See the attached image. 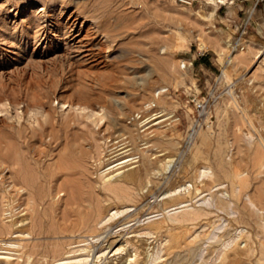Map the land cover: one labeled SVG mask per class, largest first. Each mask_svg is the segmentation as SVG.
Segmentation results:
<instances>
[{
	"label": "rangeland",
	"instance_id": "374dc122",
	"mask_svg": "<svg viewBox=\"0 0 264 264\" xmlns=\"http://www.w3.org/2000/svg\"><path fill=\"white\" fill-rule=\"evenodd\" d=\"M244 50L247 52L241 56L239 52ZM200 52L204 55L201 56ZM190 60L191 65L185 62ZM14 93L19 94V101L12 100ZM193 98L206 102L208 112L205 117H197ZM25 100L29 102L26 106ZM41 100L46 104L39 106L37 102ZM50 115L56 129L54 124L48 125ZM34 125L43 127L39 126L37 130ZM39 130L46 141L55 138L48 145V150L53 147L45 159L50 165L45 166L47 170L52 171L48 167L55 162L64 164L65 158L59 160L61 157H58L61 153L65 157L73 154L71 159L75 162L70 158L66 161L79 162L80 167L76 168L74 163L75 168L69 170H60V167L55 174L57 177H51L47 170H44L45 176L38 173L41 181L48 183L44 186L41 182L45 189L43 196V193H35L36 196L32 191L36 198H42H37L38 204H34L35 210L31 212L36 213L32 216L31 226L36 233L32 229V234L17 239L28 251L32 248L31 257L34 258L24 260L11 249L17 247L10 240L14 233H0V264H8V261L11 264H75V257L51 258L53 244L65 241V235L69 234L66 227L79 208L80 201H71L75 200L71 191L77 193L76 188H79L82 190L77 193L80 196L97 195L96 190L102 189L97 182H102L105 173L133 163L142 168L140 175H144V181L149 178L160 180H150L153 189L143 199V205H130V211L124 214L129 221L123 227L129 230L139 224V227H145L150 221H163V226L155 233L143 234L145 246L149 244L146 248L151 253L144 264H219L230 233L233 236L239 227L252 234L248 233L251 236L241 259L233 264H264V220L242 224L236 222L237 214H240L238 208H235L237 211L225 209V212L221 208L217 211L218 207L212 205L216 196H224L221 190L231 193L232 178L244 177L247 186L244 191L247 193L252 194L255 188L264 192V0L257 3L253 0H197L190 6L178 4L175 0H0V157L7 158L15 144L23 151H27L26 141L37 145L35 132ZM101 136L123 138L125 142L123 155L111 165L102 167L96 157L102 155L96 153L97 145L103 142ZM136 148L142 151V155ZM99 149L101 152L102 147ZM165 155H169L168 158ZM78 158L80 160L76 161ZM145 158L152 161L148 173L152 168L159 172L150 173L149 177L143 165ZM6 161L0 165V170L5 166L3 173L12 167L9 157ZM199 168L204 170V175L198 180L201 185L206 184L202 192L196 196L182 193L185 197L170 192L175 181L191 178ZM9 182L4 185L0 181V223L8 219L10 211L23 213L25 201L32 202L31 193L28 197L20 189L24 196H18L11 190ZM76 182L85 185L79 187ZM60 183L63 188L56 192ZM90 184L94 187H89ZM211 184L216 185L210 189ZM87 188L92 190L86 191ZM163 189L170 190L165 194L161 191ZM11 194H15L13 200ZM182 198L189 201L178 205L183 203L186 206L177 207L176 204L163 208ZM254 198L257 199L256 195ZM242 199L246 202L245 194ZM83 202L79 204L80 208L86 204ZM198 211L203 213L202 223L205 221L208 226L205 223L202 227L194 226L195 221L190 218ZM37 220L41 226L36 224ZM246 225L250 226L249 229ZM115 227L121 226L112 229ZM56 229L64 231L50 232H57ZM131 235L127 232L124 236ZM187 235V240L194 241L188 245L192 248V255L188 258L183 254V238ZM172 239L178 249L175 246L167 252L165 246ZM114 247L107 249L103 257L113 258L112 261L116 262V257L124 251L116 250V245ZM128 247L133 253L132 246ZM38 249L41 253L36 252ZM46 251L51 254L47 253L48 256ZM74 253L79 257L81 252ZM94 260V264L103 262L100 258L91 260L89 257L87 264H93ZM128 262L125 260V264Z\"/></svg>",
	"mask_w": 264,
	"mask_h": 264
},
{
	"label": "bare ground",
	"instance_id": "6f19581e",
	"mask_svg": "<svg viewBox=\"0 0 264 264\" xmlns=\"http://www.w3.org/2000/svg\"><path fill=\"white\" fill-rule=\"evenodd\" d=\"M221 1V0H220ZM107 41V40H106ZM102 44V43H101ZM168 47V46H167ZM233 48H235V46H233ZM240 50H242L243 49V47H240L239 48ZM248 49V48H247ZM236 49H234V51H235ZM233 51V50H232ZM244 52H247V50H244V51H242V52H239V54L242 56V55H244L245 53ZM256 54H258V53H256ZM235 55V54H234ZM261 55V54H260ZM235 57H236V55H235ZM234 57V58H235ZM166 58V57H165ZM164 59V58H163ZM226 60H228L229 61V57H227L226 58ZM236 60H238V59H236ZM235 60V61H236ZM115 71V70H114ZM118 72V71H117ZM228 79V78H227ZM18 96H19V94L17 95H15V93H14V95H13V98H12V100L13 101H16L17 99H18ZM21 98V97H20ZM26 99V98H25ZM12 101V102H13ZM18 101H19V99H18ZM14 103V102H13ZM16 104H18L17 102H15ZM29 104V102H26V100H25V106L26 105H28ZM37 104L40 106H43L44 104H46L45 103V101L44 100H41V101H39V102H37ZM77 104V103H76ZM85 104V103H84ZM150 105V104H149ZM24 106V107H25ZM88 106V105H87ZM152 106V105H151ZM29 107V106H28ZM31 107V106H30ZM88 108V107H87ZM25 110H27V109H25ZM160 112V111H159ZM50 114H52V113H50ZM160 114H161V112H160ZM159 114V115H160ZM163 114V113H162ZM49 115V114H48ZM53 115V114H52ZM52 115H50V117H47L48 119V125L49 124H51V125H55V123L53 122V121H51V120H53V119H56L55 117H54V115H53V117H52ZM155 116V115H154ZM53 118V119H52ZM37 119V118H36ZM34 120V119H33ZM31 121H32V119H31ZM46 121V120H45ZM39 120H38V124H39ZM45 123H47V122H44V124ZM63 123H65V122H63ZM155 123V122H154ZM44 124H42L43 126H44ZM65 124H67V123H65ZM46 125V124H45ZM53 125V126H54ZM36 125H34V127H35ZM39 126H41V125H39ZM38 126V127H39ZM43 126H41V127H43ZM56 126L57 125H55L54 127H55V129H56ZM62 126H65L64 124H62ZM211 126V125H210ZM37 127V126H36ZM38 127L37 128H35V129H37L38 130ZM69 127V126H68ZM52 128V127H51ZM64 128V127H63ZM41 129V128H40ZM49 129V128H48ZM212 129V128H211ZM52 130H53V128H52ZM65 130V132H66V129H63V131ZM42 130H39L38 132H35V135H36V141L38 142V144L37 145H32L31 143H28L27 141L25 142L26 143V147H27V149H26V147H25V149L27 150V151H23L22 149L20 150V147L18 148L17 146H16V144L15 145H13V147H11L10 149V151L8 152V155L6 156L7 158L9 157V160L10 161H8V162H11L12 163V167L11 168H9V171L7 172V173H3L4 171V168H5V166H3V168H1V170H0V173H2L1 174V178H0V181L1 182H3V184L5 183V184H7L6 182L8 181V180H10V182L8 183V184H10L11 185V190L12 191H15V193L19 196V195H23L24 194V192L25 193H27V195H28V197H29V194L31 193V199H32V202H31V204L30 203H28V200L27 201H25L26 202V205L23 207V209L22 210H24V212L23 213H20V211H18V212H14V211H10V213L7 215V217H8V219L6 220V221H3V222H1L0 223V233L1 234H4V235H7V234H10V235H12L13 233H14V235L13 236H10V240L13 242V243H16L17 244V247H15V248H11L12 250H14V251H16V252H18V256H20V257H22L24 260L26 259V260H28L30 257H31V255L33 254L32 253V248H31V250H30V248H29V250L31 251H28V249H26V247H24V245H22V243L21 242H19L17 239H21L20 238V236H22V235H24V234H26L27 236L28 235H30V234H32L31 233V230L33 229H31V226L33 225V219H34V217H33V219H32V216L34 215V214H31V212L32 211H34L35 210V207H34V204L36 203V205L38 204L37 202H36V200H38V199H42V198H36L35 197V195L38 193V194H40L41 195V193H43V191L45 190H43V188H42V185H41V182H43V181H41V177H40V175L38 174V173H40L41 174V176L43 175V173H44V170H47V168L45 167L46 165H48V163L45 161V159H46V157L49 155V152L51 151V149H52V147H53V145H52V147L50 146L49 148H51V149H49L48 150V145L50 144V142H51V139H53V138H50L49 140H47L46 141V139H44L43 138V134H42V132H41ZM57 131V130H56ZM32 132H34L33 130H32ZM50 132V131H49ZM52 132H54L55 133V131L53 130ZM53 133V134H54ZM96 133V132H95ZM52 134V136H56V135H53ZM211 134V132L209 133V135ZM31 135V134H30ZM29 135V136H30ZM65 134H63V136H64ZM121 135V134H120ZM119 135V136H120ZM198 135V134H197ZM200 135V134H199ZM212 135V134H211ZM210 135V136H211ZM28 136V137H29ZM32 136V135H31ZM50 136V135H49ZM57 136H58V134H57ZM93 136V135H92ZM122 136H123V133H122ZM32 137H34V136H32ZM59 137H60V134H59ZM65 137V136H64ZM64 137H63V139H64ZM68 137H69V135H68ZM202 137V136H201ZM212 137H214V135L212 136ZM22 138V137H21ZM49 138V137H48ZM58 138V137H57ZM101 138L103 139V142H102V144H99V145H97V151H96V153H98V154H102V155H100L101 157H98V156H96L99 160H98V165H101V167L102 166H107V165H111L115 160H117L120 156L119 155H123V150L122 149H124L125 148V145H124V140H123V138H113V136L111 137V138H109V136H101ZM134 138V137H133ZM199 138H200V136H199ZM208 138V137H207ZM211 138V137H210ZM13 139L15 140V137H13ZM13 139H11L12 141H14ZM23 139H24V136H23ZM55 139V138H54ZM54 139L52 140V142L54 141ZM90 139H91V137H90ZM93 139H94V136H93ZM10 140V141H11ZM98 140H101V139H98ZM133 140H135V139H133ZM199 140V139H198ZM205 140V139H204ZM216 140V139H215ZM91 141H93V140H91ZM94 141H97L96 139H94ZM195 142H197L196 140H194ZM218 141V140H217ZM17 142V141H16ZM20 142V141H19ZM99 142V141H98ZM203 142V141H202ZM207 142V141H206ZM220 142V141H219ZM11 143V142H10ZM18 143V142H17ZM25 143H23V144H25ZM90 143V142H89ZM93 143V142H92ZM129 143V142H128ZM217 143V142H216ZM221 143V142H220ZM135 144V143H134ZM11 145V144H10ZM66 145V144H65ZM86 145V144H85ZM147 145V144H146ZM217 145V144H216ZM63 146H64V144H63ZM135 146V145H134ZM147 146H149V145H147ZM223 146V145H222ZM23 147V146H22ZM21 147V148H22ZM65 147V146H64ZM68 147V146H67ZM94 147V146H93ZM102 147V151L100 152V150L101 149H99V148H101ZM130 147V146H129ZM140 147V146H139ZM152 147V146H151ZM66 148V147H65ZM64 148V149H65ZM88 148V147H87ZM153 148V147H152ZM195 148V147H194ZM217 148H220L221 149V147H217ZM24 149V148H23ZM24 149V150H25ZM94 149V148H93ZM127 149V148H126ZM125 149V150H126ZM132 149V148H131ZM137 149V148H136ZM91 150V149H90ZM138 150V149H137ZM154 150V149H153ZM218 150V149H217ZM222 150V149H221ZM49 151V152H48ZM66 151H67V148H66ZM139 151V150H138ZM76 152V151H75ZM74 152V153H75ZM81 152H83V151H81ZM123 152V153H122ZM126 152V151H125ZM140 152V151H139ZM142 152V151H141ZM139 153V154H141L142 155V153ZM154 152V151H153ZM220 152V151H219ZM84 153V152H83ZM92 153V152H91ZM122 153V154H121ZM164 153V152H163ZM214 153V152H213ZM62 154V153H61ZM61 154H60V156H58V157H61L59 160H62L63 158H65L63 161H65V162H63L64 164H60L59 165V163H56L54 160H53V162H55L53 165H52V167H48V169H55L54 171L52 170V171H50V170H47V171H50V173H51V177L53 176L54 177V175L58 172V171H60V170H69L71 167H74L75 168V166H73L72 165V163H74L75 161L73 160V159H71V156L73 155H71V153L69 152V154L71 155V156H69V157H65V154H62V156H61ZM79 154V153H78ZM77 154V155H78ZM89 154V153H88ZM130 154V153H129ZM133 154V153H132ZM162 154V153H161ZM220 154V153H219ZM218 154V155H219ZM50 155H53V153L52 154H50ZM89 155H91V154H89ZM96 155V154H95ZM138 155V154H137ZM156 155V154H155ZM170 155V154H169ZM168 155V156H169ZM218 155H217V157H218ZM223 155V154H222ZM1 156V155H0ZM2 156H3V153H2ZM64 156V157H63ZM66 156H68V155H66ZM76 156V155H75ZM74 156V157H75ZM82 156L83 155H81L80 157L82 158ZM132 156H134V155H132ZM136 156V155H135ZM145 156V154H144V152H143V156L142 157H144ZM166 156V155H165ZM164 156V157H165ZM168 156H166L167 158H168ZM171 156H172V154H171ZM4 157V156H3ZM1 158L0 159V165L1 164H4L5 163V161H6V159L7 158ZM52 157V156H51ZM74 157H72V158H74ZM130 157V156H129ZM174 157V156H173ZM66 158H70L71 160H73L72 161V163H70V161L68 160V161H66L67 159ZM76 158V157H75ZM87 158V157H86ZM138 158V157H137ZM151 158V157H150ZM161 158H163V157H161ZM160 158V159H161ZM170 158V157H169ZM48 159V158H47ZM84 159H85V157H84ZM135 159V158H134ZM158 159V158H157ZM166 159V158H165ZM219 159V158H218ZM58 160V161H59ZM78 160H80V158H78V159H76V161H78ZM82 160V159H81ZM127 160V159H126ZM131 160V159H130ZM130 160H128V161H130ZM174 160V159H173ZM50 161V160H49ZM82 161H84V160H82ZM82 161H80V164H81V162ZM143 165H144V168L146 169V172H147V174H155V172H159V171H157V169H156V171L152 168V172H150L149 171V173H148V168H150V163H152V161L151 162H149L148 160H147V158H145V159H143ZM167 161H170V160H167ZM217 161V160H216ZM215 161V162H216ZM7 162V161H6ZM51 162V161H50ZM60 162V161H59ZM68 162H69V164H70V166L68 165ZM116 162V161H115ZM122 162V161H121ZM126 162V161H125ZM137 162V161H136ZM156 162H158L157 160H156ZM155 162V163H156ZM219 162H222V161H219ZM45 163V165H43ZM47 163V164H46ZM67 163V164H66ZM79 163V162H78ZM78 163L76 162V163H74V164H77L76 165V168H77V166H78ZM83 163V162H82ZM138 163V162H137ZM141 163V162H140ZM170 163V162H169ZM225 163V162H224ZM223 163V164H224ZM7 164V163H6ZM5 164V165H6ZM131 164V163H130ZM134 164V163H133ZM133 164H131L132 166H128V167H124V168H122V169H120V167H116V168H113L111 171H108L107 173H105V175H103V180H102V182L100 181V182H97V183H100L101 185H102V189L100 188V189H98V190H96L97 191V195H93V194H89V195H86V197H83V195L82 196H80L81 194H77L79 191H82V190H80L79 188H76V189H78L79 191H77V193L75 192V190L73 191H71V193H72V196H73V198L75 199V200H71V201H74V202H79L78 203V205L79 204H82V202L83 203H85L86 202V204H84V205H82V208H80V205L78 206L77 205V207H79L78 209H76L75 210V215H74V217L70 220V223H69V225L66 227V231H68V235H65V241H63V240H61L62 242H60V241H57V242H60V243H57L56 242V244H53V246H52V256L53 257H51V258H53L54 260H61V259H66V258H69V257H75L76 258V261L74 262L75 264H87V261H88V259H89V257H91V260H93V257H95V259H101V260H103V262H102V264H125V260L126 261H130V262H128V264H144L145 263V261H147V257L151 254L150 253V251H149V249L148 248H146V246L147 245H149V244H147L146 246H145V244H146V242H144V241H146V239H143L144 238V236H143V234L145 235V234H152V233H155L159 228L161 229V227L163 226V221H161V220H154V221H148L147 223L148 224H146V226L145 227H139V225H136V226H133L132 228H130V230L129 229H126V227L124 228L123 226H124V224L125 223H127L128 221H129V219H126L127 217L124 215L125 213H127V212H129L130 211V205H134V206H138L140 203H142V201H143V199L145 198V196L147 195V193H151L152 192V185H150V180L151 181H154V180H152V179H150L149 177L151 176V174L149 175V179H147L146 181H144V178H143V176L144 175H140V171L142 170V168L141 167H136V165H133ZM165 164V163H164ZM216 164H218V163H216ZM221 164V163H220ZM167 166L168 165H170V164H166ZM166 165H165V168H166ZM207 165V164H206ZM8 166V165H7ZM44 166V167H43ZM48 166H50V165H48ZM116 166V165H115ZM170 166H172V165H170ZM203 166V165H202ZM2 167V166H1ZM61 167V168H60ZM78 167H80V166H78ZM113 167V166H112ZM199 167V166H198ZM208 167H210V166H208ZM8 168V167H7ZM58 168H60V170L58 169ZM73 168V169H74ZM110 168H111V166H110ZM164 168V169H165ZM76 170H78V169H76ZM116 170V171H115ZM159 170V169H158ZM161 170V169H160ZM206 170V169H205ZM209 170V169H208ZM208 170H207V172H208ZM223 170V169H222ZM204 170L203 169H198V171L196 170L194 173L193 172H191V174L193 173V175H192V177L191 178H186V180H181V178L179 179V181H175V185H173V187L171 188V190H170V192L172 193V194H177L178 196L179 195H182V193H185L184 195H186V194H194V196H196L198 193H200V192H202L205 188H206V184H204V185H201L200 184V181L198 180L199 179V177H200V175H204L203 172ZM65 172H67V171H65ZM69 172V171H68ZM71 172V171H70ZM81 172V171H80ZM79 172V173H80ZM207 172H205V174H207ZM209 172H210V170H209ZM221 172V171H220ZM77 174H79L78 172H76ZM222 173V172H221ZM38 174V175H37ZM67 174V173H66ZM72 174V173H71ZM74 174V173H73ZM82 174V173H81ZM162 174V173H161ZM80 175V174H79ZM79 175H78V177H79ZM146 175V174H145ZM248 175V174H247ZM43 176H45V175H43ZM56 176V175H55ZM65 176V175H64ZM66 176H68V174L66 175ZM75 176V175H74ZM73 175H71V177H74ZM154 176V175H153ZM156 176H157V174H156ZM155 176V177H156ZM229 176V175H228ZM57 177V176H56ZM159 177V176H158ZM171 177V176H170ZM46 178V177H45ZM69 178V177H68ZM95 178V177H94ZM48 180L49 179H51V178H47ZM46 179V180H47ZM67 178H65V180H66ZM72 180V178H69V180ZM183 179V178H182ZM203 179H205V177L203 178ZM227 179V178H226ZM44 180V179H43ZM52 180V179H51ZM69 180H67V182H70ZM79 180V179H78ZM77 179H76V181H78ZM156 180V179H155ZM158 180L159 179H157V181H154V182H158ZM208 180V179H207ZM50 181V180H49ZM160 181V180H159ZM206 181V180H205ZM81 182H83V181H81ZM80 182V183H81ZM46 183H48V182H46ZM46 183H42V184H44V186H45V184ZM66 183V182H65ZM64 183V184H65ZM161 183H162V181H161ZM167 183V182H166ZM224 183V182H223ZM4 184V185H5ZM61 184V183H60ZM72 184V183H71ZM76 184L79 186V187H81V186H83V185H85V184H83V185H79L77 182H76ZM66 185V184H65ZM64 185V186H65ZM73 185V184H72ZM150 185V186H149ZM155 185H156V183H155ZM168 185V184H167ZM216 184H211L210 186H209V188L210 187H212V186H215ZM231 193H227V192H225V190H221L220 192L222 193V195H224V196H216V199H215V202H214V204H212V205H214L215 207H218L217 208V211H218V209L219 208H221V210L223 209V211H225L226 212V210L225 209H233L234 208V211H237L236 209L238 208L239 210V213L240 214H237L238 216L236 217V222H242V224H244L245 222H246V224L249 222L250 223V221H253V222H255L256 223V220H264V192H260L259 190H258V188H255L254 189V191L252 192V194H250V193H247L246 191H244V188L245 187H247L246 186V179L244 178V177H240L239 179H234V178H232V180H231ZM251 185V184H250ZM75 186V185H74ZM89 187H91L92 186V184H90V185H88ZM87 186V187H88ZM96 186V185H95ZM97 186H99V184L97 185ZM145 186H149V187H147V189L144 191L143 189V187H145ZM169 186V185H168ZM171 186V185H170ZM218 186V185H217ZM216 186V187H217ZM221 186V185H220ZM49 187V186H48ZM66 187H68V184H67V186ZM73 186H71L70 187V189L72 188ZM84 187V186H83ZM92 187H94V185L92 186ZM154 187V186H153ZM228 187V186H227ZM4 188H5V186H4ZM45 188V187H44ZM62 188H63V186H62V184L61 185H57V187L55 188V190H56V192H59L60 190H62ZM99 188V187H98ZM168 188H170V187H168ZM226 188V187H225ZM20 189L22 190V191H24V192H20ZM65 189V188H64ZM67 189H69V188H67ZM69 189V190H70ZM74 189V188H73ZM81 189H83V188H81ZM88 189H91V188H87V190L86 191H88ZM94 189V188H93ZM95 189H97V188H95ZM211 189V188H210ZM210 189H209V191H210ZM8 190V189H7ZM92 190V189H91ZM160 190V189H159ZM168 189H163V190H161L162 192H164L165 194L167 193V191H169ZM5 191H6V189H5ZM32 191H33V193L35 194H32ZM65 191V190H64ZM95 191V190H94ZM154 191H156V190H154ZM216 191H217V189H216ZM47 192V191H46ZM55 192V191H54ZM68 192V191H67ZM93 192V191H92ZM160 192V191H159ZM213 192V191H212ZM254 192H255V194H254ZM9 193H14V192H9ZM29 193V194H28ZM53 192H51V194H52ZM69 193H70V191H69ZM81 193V192H80ZM84 193V192H83ZM91 193V192H90ZM217 193H219V192H217ZM86 194H88L87 192H86ZM94 194H95V192H94ZM155 194V193H154ZM211 194V193H210ZM243 194H245L246 195V202L242 199V197H243ZM9 195V194H8ZM26 195V194H25ZM26 195V196H27ZM39 195V197H41V196H43L44 195V193L40 196ZM46 195H47V193H46ZM53 195V194H52ZM153 195V194H152ZM212 195V194H211ZM211 195H208V196H210L211 197ZM221 195V194H220ZM256 195V198L257 199H255L254 198V196ZM13 196H15V194H11V197H13ZM24 196V195H23ZM37 196V195H36ZM159 196V195H158ZM157 196V197H158ZM164 196V195H163ZM172 196V195H171ZM183 196V195H182ZM190 196V195H189ZM206 196V195H205ZM226 196V197H225ZM49 197H51V196H49ZM175 197V196H174ZM183 197H185V196H183ZM192 197V196H191ZM5 198V197H4ZM10 198V197H9ZM15 198H17V197H15ZM159 198H161V197H159ZM208 198V197H207ZM7 199H8V197H7ZM12 200L14 199V197L13 198H11ZM28 199V198H27ZM70 199H71V197H70ZM83 201H82V200ZM165 198H163V200H164ZM169 199V198H168ZM178 199V198H177ZM192 199V198H191ZM9 200V202H10V199H8ZM11 200V201H12ZM30 200V199H29ZM171 200V199H170ZM174 200H176V199H174ZM187 199H180L179 201L178 200H176V202H174V203H171V204H168L167 206L165 205V207H163L164 209H166L167 207H170V205H178L180 202H185ZM206 200V199H205ZM209 200V199H208ZM212 200V199H211ZM132 202V203H128V202ZM154 201V200H153ZM172 201V200H171ZM187 201H189V200H187ZM213 201V200H212ZM212 201H211V203H212ZM9 202H7V204L9 203ZM68 202H70L69 200H68ZM73 202V203H74ZM166 202V201H165ZM209 202H210V200H209ZM71 203V202H70ZM76 203V204H77ZM159 203V202H158ZM15 204H17V203H15ZM14 204V205H15ZM147 204V203H146ZM182 205H180V206H186L187 204H183V203H181ZM17 205H20V203H18ZM35 205V206H36ZM75 205V204H74ZM73 205V206H74ZM142 205H143V203H142ZM207 205H209V204H207ZM206 205V206H207ZM212 205H210V206H212ZM141 206V205H140ZM179 205L177 206V207H180ZM213 206V207H214ZM240 206V207H239ZM12 207V206H11ZM205 207V206H204ZM212 207V208H213ZM37 208V207H36ZM141 208H144V207H141ZM211 208V207H210ZM236 208V209H235ZM9 209V208H8ZM54 209V208H53ZM70 209V208H69ZM73 209V208H72ZM171 209V208H170ZM208 209H209V207H208ZM213 209H216V208H213ZM230 209V210H231ZM10 210H11V208H10ZM68 210V209H67ZM173 210V209H172ZM203 210V209H202ZM209 210H211V209H209ZM36 211H38L37 209H36ZM35 211V212H36ZM73 211V210H72ZM152 211V210H151ZM203 211H205V210H203ZM208 211V210H207ZM229 211V210H228ZM63 212H66V211H63ZM71 212V211H70ZM208 212H210V211H208ZM213 212V211H212ZM38 213V212H37ZM68 213H69V211H68ZM230 213V212H229ZM233 214H234V212H232ZM63 214H65V216H66V213H63ZM69 214H71V213H69ZM128 214V213H127ZM203 213L202 212H196L195 213V215L193 216V217H191L190 218V220L191 219H194V226H198V227H202V226H205L206 225V223H205V221H204V223H205V225H204V223H202V218H201V216H203L202 215ZM35 215H36V213H35ZM34 215V216H35ZM122 215H124V216H122ZM146 215V214H145ZM144 215V216H145ZM189 215V214H188ZM64 216V217H65ZM120 216V217H119ZM122 216V217H121ZM155 216V215H154ZM72 217V216H71ZM153 217V216H152ZM233 217V219H234V216H232ZM37 218V217H36ZM66 218V217H65ZM68 218H70V216L68 217ZM67 218V219H68ZM133 218V217H132ZM189 218V217H188ZM204 218H205V215H204ZM66 219V220H67ZM62 220H64V219H62ZM131 220V219H130ZM134 220V219H133ZM258 220V221H259ZM38 221V220H37ZM230 221V220H229ZM34 222H36V219H35V221ZM244 222V223H243ZM32 223V224H31ZM192 223V222H191ZM260 223V222H259ZM36 224H39L40 225V223H39V221H38V223H36ZM66 224V223H65ZM254 224V223H253ZM126 225V224H125ZM232 225V224H231ZM35 227H36V225H34ZM41 226V225H40ZM114 226H121L120 228L118 227V228H116L115 230H113L112 228L114 227ZM206 226H208V225H206ZM247 226V225H246ZM255 226V225H254ZM258 227H259V225H257ZM33 227V226H32ZM250 227V226H249ZM249 227L247 226V228L249 229ZM257 227V228H258ZM39 228H41V227H39ZM209 228V227H208ZM255 228V227H254ZM261 228V227H260ZM263 228V227H262ZM36 229H37V227H36ZM55 229V228H54ZM200 229V228H199ZM206 229V228H205ZM230 229V228H229ZM256 229V228H255ZM49 230H50V227H49ZM58 229H56V231H57ZM197 230V229H196ZM201 230V229H200ZM200 230H199V232H200ZM203 230V229H202ZM252 230V232H253V228L251 229ZM257 230V229H256ZM261 230V229H260ZM33 231H34V229H33ZM52 231H53V229H52ZM52 231H50L51 233H60V231H64V230H58L57 232H52ZM206 231V230H205ZM235 230H233V232H234ZM263 231V230H262ZM37 232H38V230H37ZM40 233H42V231H39ZM45 232H47V230L45 231ZM49 232V231H48ZM127 232H130L132 235H131V237H125L124 235H125V233H127ZM136 232V234H134ZM162 232V231H161ZM179 232V231H178ZM192 232V231H191ZM195 232V231H194ZM193 232V233H194ZM229 232V231H228ZM34 233H36V231H34ZM39 233V234H40ZM63 233H65V232H63ZM202 233V232H201ZM251 233V231L250 232H247L246 231V228L245 229H241L240 227H239V230L238 231H235V233H232V234H234L233 236L231 235V233H230V238L228 239V241H227V243H225V248L227 247V249H225V251L223 250V255H222V257L220 258V262H219V264H233V262L235 261V260H238L239 261V258L241 259V256L243 255V253H244V251L246 250V245H247V243H248V239H249V237L251 236V235H249V234ZM62 234V233H61ZM157 234V233H156ZM226 234V233H225ZM224 234V235H225ZM252 234V233H251ZM260 234H262V233H260ZM134 235V236H133ZM169 235V234H168ZM172 235V234H171ZM189 235H190V233H189ZM227 235V234H226ZM8 236V237H9ZM25 236V235H24ZM23 236V237H24ZM61 236V235H60ZM64 236V235H63ZM143 236V237H142ZM150 236V235H149ZM176 236V235H175ZM26 237V236H25ZM182 237V236H181ZM187 237H188V235L187 236H184V238H183V242H184V245H185V250H184V256L186 257V258H188V257H190L191 255H192V248H190V246H188V245H190V242L191 243H193L194 241L193 240H187ZM253 237V236H252ZM63 238V237H62ZM173 238V237H172ZM201 238H202V236H201ZM225 238V237H224ZM259 238V237H258ZM153 239V238H152ZM167 239V238H166ZM176 239V238H175ZM180 239V238H179ZM221 239H223V238H221ZM254 239V238H253ZM200 240V239H199ZM10 241V242H11ZM193 241V242H192ZM201 241V240H200ZM200 241H199V243H200ZM168 242V241H167ZM182 242V243H183ZM198 242V240L195 242V243H197ZM259 242H261V241H259ZM258 242V243H259ZM181 243V244H182ZM194 243V244H195ZM241 243H243L242 244V246H241ZM180 244V243H179ZM260 244V243H259ZM259 244H258V247H260L259 246ZM116 245V250H120V251H124V254H120V257H116V262H113L112 261V259H109V258H106L105 259V257H103V254L104 253H106V251H107V249H111L112 247H114ZM132 246V251H133V253H131V250L129 249V247L128 246ZM167 245V244H166ZM192 245V244H191ZM231 245V246H230ZM255 245H257V244H255ZM20 246H21V248H20ZM29 246V245H28ZM176 246V243H175V240H171L170 242H169V244L167 245V246H165V247H167V252H171L172 250H173V248ZM261 246H262V244H261ZM150 247V246H149ZM156 247V246H155ZM229 247V248H228ZM152 248V247H151ZM176 248H177V246H176ZM175 248V249H176ZM255 248H257L256 246H255ZM114 249H115V247H114ZM178 249V248H177ZM177 249L175 250V251H177ZM181 249H182V247H181ZM33 250H35L34 248H33ZM108 250V251H109ZM113 250V249H112ZM179 250H180V247H179ZM261 250V249H260ZM38 251V253L40 252V250L38 249V250H36V252ZM48 251V250H47ZM46 251V253L45 254H47V253H49V252H51V251H49V252H47ZM76 251H80L81 253H79L78 255H80V256H82V258H79L74 252H76ZM117 252V251H116ZM35 253V252H34ZM41 253V252H40ZM37 254V253H36ZM49 254H51V253H49ZM49 254H47L48 256H49ZM95 254H96V256H95ZM154 254V253H153ZM173 254V253H172ZM35 255V254H34ZM41 255V254H40ZM39 255V256H40ZM44 255V254H43ZM176 255H177V253H176ZM263 255V254H262ZM36 256V255H35ZM38 256V257H39ZM51 256V255H50ZM78 258H77V257ZM151 256V255H150ZM149 256V257H150ZM166 256H168V255H166ZM43 258L45 257V256H42ZM41 257V258H42ZM170 257H171V255H170ZM19 258V257H18ZM32 259L34 258V257H31ZM42 258V259H43ZM46 258V257H45ZM103 258V259H102ZM147 258V259H146ZM168 258V257H167ZM195 258V257H194ZM41 259V260H42ZM53 259H52V261H53ZM70 259H74V258H70ZM128 259V260H127ZM154 259V258H153ZM152 259V260H153ZM185 259V258H184ZM23 260V261H24ZM50 260V259H49ZM68 260V259H67ZM155 260V259H154ZM173 260H175V259H173ZM193 260V259H192ZM191 260V261H192ZM31 261V260H30ZM29 261V262H30ZM33 261V260H32ZM62 261H64V260H62ZM190 261V262H191ZM42 262V261H41ZM54 262V261H53ZM96 262V260H94V261H92V263L94 264ZM175 262H177V261H175ZM174 262V263H175ZM179 262V261H178ZM185 262V261H184ZM186 262H188V260L186 261ZM236 262V261H235ZM27 263V262H26ZM37 263V262H36ZM43 263V262H42ZM62 263V262H61ZM100 263V262H99ZM154 263V262H153ZM237 263V262H236ZM235 263V264H236ZM8 264H11V262L10 261H8ZM31 264V263H30ZM46 264H49L48 262H46ZM53 264V263H52ZM56 264H57V262H56ZM65 264V263H64ZM68 264V263H67ZM238 264H240V263H238Z\"/></svg>",
	"mask_w": 264,
	"mask_h": 264
},
{
	"label": "built area",
	"instance_id": "2783aa9c",
	"mask_svg": "<svg viewBox=\"0 0 264 264\" xmlns=\"http://www.w3.org/2000/svg\"><path fill=\"white\" fill-rule=\"evenodd\" d=\"M175 1L178 4L190 6V5L194 4L197 0H175ZM253 1H255L257 3V2L263 1V0H253ZM199 54L202 56V55H204V52H200ZM185 62H187L189 65L192 64L191 60L185 61ZM185 62L182 63L183 66H184ZM192 101H193V105H194V108H195L196 113H197V117L198 118L205 117L207 112H208L206 102L204 100H200V99H196V98H193Z\"/></svg>",
	"mask_w": 264,
	"mask_h": 264
},
{
	"label": "crops",
	"instance_id": "0c3cea01",
	"mask_svg": "<svg viewBox=\"0 0 264 264\" xmlns=\"http://www.w3.org/2000/svg\"><path fill=\"white\" fill-rule=\"evenodd\" d=\"M199 59H202V58H199Z\"/></svg>",
	"mask_w": 264,
	"mask_h": 264
},
{
	"label": "trees",
	"instance_id": "16d2710c",
	"mask_svg": "<svg viewBox=\"0 0 264 264\" xmlns=\"http://www.w3.org/2000/svg\"><path fill=\"white\" fill-rule=\"evenodd\" d=\"M202 59H205V58H202Z\"/></svg>",
	"mask_w": 264,
	"mask_h": 264
}]
</instances>
